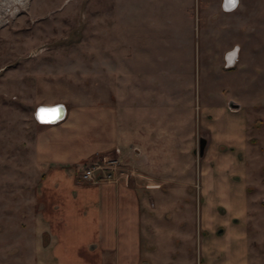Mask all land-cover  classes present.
<instances>
[{
	"label": "rangeland",
	"instance_id": "1",
	"mask_svg": "<svg viewBox=\"0 0 264 264\" xmlns=\"http://www.w3.org/2000/svg\"><path fill=\"white\" fill-rule=\"evenodd\" d=\"M211 3L0 0V264H26L33 184L41 169L35 111L51 102L108 108L119 133L122 118L165 130L173 125L175 166L186 171L174 180L182 184L192 176L193 182L186 200L182 192L166 200L165 217L193 227L188 247L194 262L202 248L197 235L202 186L211 183L202 175L207 170L210 180L217 171L242 180L247 247L264 263V0H238L225 14ZM200 137L206 139L202 156ZM151 140L133 143L136 152L117 144L95 153L83 168L115 160L117 177L163 180L153 172L170 163L156 156ZM236 185H228L226 212L217 208L214 222L239 209Z\"/></svg>",
	"mask_w": 264,
	"mask_h": 264
},
{
	"label": "crops",
	"instance_id": "2",
	"mask_svg": "<svg viewBox=\"0 0 264 264\" xmlns=\"http://www.w3.org/2000/svg\"><path fill=\"white\" fill-rule=\"evenodd\" d=\"M222 5L223 0H212L211 6L218 14L235 10L238 0L230 10ZM57 103L64 105V117L40 126L35 141L41 169L33 184V236L24 253L26 264H264L258 251L247 247V197L242 180L233 181L221 171L210 180L207 170H202V175L211 183L202 186L204 217L197 235L202 248L194 262L189 251L193 227L184 226V221L175 217H165L170 206L166 200H174L181 192L183 198L179 197L186 200V189L193 182L192 176L189 182L179 185L174 180L186 171L175 166L173 125L165 130L160 123L132 125L122 118L123 131L119 133L117 120L108 108L85 103L44 104ZM242 128L243 124L241 136ZM150 140L156 156L170 163L153 172L154 176H164L163 180L146 184L140 179L129 181L122 175L115 181L82 180L83 165L93 160L95 153L112 151L117 144L125 151L128 149L124 145H130L136 152L133 143ZM234 183L237 190L233 197H238L239 209L219 221L221 224L214 222L212 215L217 208L226 212L223 206L228 204L223 196L229 197L228 185ZM219 226L222 229L218 231Z\"/></svg>",
	"mask_w": 264,
	"mask_h": 264
},
{
	"label": "built area",
	"instance_id": "3",
	"mask_svg": "<svg viewBox=\"0 0 264 264\" xmlns=\"http://www.w3.org/2000/svg\"><path fill=\"white\" fill-rule=\"evenodd\" d=\"M227 0H223V9L230 10L235 6L227 5ZM226 4V5H225ZM116 161L108 160V161H94L86 165L83 168L81 178L85 182H102V181H115L116 179Z\"/></svg>",
	"mask_w": 264,
	"mask_h": 264
},
{
	"label": "water",
	"instance_id": "4",
	"mask_svg": "<svg viewBox=\"0 0 264 264\" xmlns=\"http://www.w3.org/2000/svg\"><path fill=\"white\" fill-rule=\"evenodd\" d=\"M229 108H238V104H235L233 102H230L228 104ZM41 108H44L43 106H38L36 108L35 111V119L38 123H44V124H50V123H55L59 120H61L64 117L65 114V107L64 105H62L61 103H57L54 105H51L50 107H48V111L49 110H54L55 112H59V115L57 116V118L53 119V120H44L41 114ZM46 108V107H45ZM51 112V111H50ZM205 144H206V139L203 137L199 138V148H198V155L202 156L203 155V151L205 148Z\"/></svg>",
	"mask_w": 264,
	"mask_h": 264
},
{
	"label": "bare ground",
	"instance_id": "5",
	"mask_svg": "<svg viewBox=\"0 0 264 264\" xmlns=\"http://www.w3.org/2000/svg\"><path fill=\"white\" fill-rule=\"evenodd\" d=\"M41 106L44 107V108H41V109L46 110V111H43V112L41 111V114H42V117H43L44 120H53V119L57 118V116L59 115V112H57V111L56 112L55 111H51L50 112V110L48 111V107H50L51 105H48V106L41 105ZM40 124H44V123H40Z\"/></svg>",
	"mask_w": 264,
	"mask_h": 264
},
{
	"label": "snow or ice",
	"instance_id": "6",
	"mask_svg": "<svg viewBox=\"0 0 264 264\" xmlns=\"http://www.w3.org/2000/svg\"><path fill=\"white\" fill-rule=\"evenodd\" d=\"M228 2H229V4H230L231 6H235L237 0H228ZM41 111L43 112V111H46V110L41 109ZM50 111H54V110H50Z\"/></svg>",
	"mask_w": 264,
	"mask_h": 264
},
{
	"label": "trees",
	"instance_id": "7",
	"mask_svg": "<svg viewBox=\"0 0 264 264\" xmlns=\"http://www.w3.org/2000/svg\"><path fill=\"white\" fill-rule=\"evenodd\" d=\"M36 124H37L38 127L44 125V124H40V123H38L37 121H36Z\"/></svg>",
	"mask_w": 264,
	"mask_h": 264
}]
</instances>
